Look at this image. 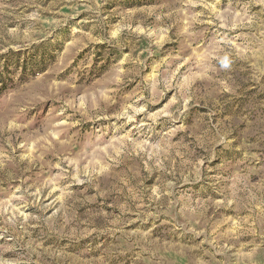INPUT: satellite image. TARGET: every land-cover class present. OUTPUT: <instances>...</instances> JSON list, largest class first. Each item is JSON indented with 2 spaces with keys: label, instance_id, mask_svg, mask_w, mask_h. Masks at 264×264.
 Returning a JSON list of instances; mask_svg holds the SVG:
<instances>
[{
  "label": "rangeland",
  "instance_id": "1",
  "mask_svg": "<svg viewBox=\"0 0 264 264\" xmlns=\"http://www.w3.org/2000/svg\"><path fill=\"white\" fill-rule=\"evenodd\" d=\"M234 87L264 104V0H0V264H89L85 233L147 231L126 209L172 179L161 164L195 177L206 127L230 115L207 94ZM65 125L87 136L66 139ZM188 183L211 227L155 233L173 246L164 264H194L193 245L217 233L260 231L264 173Z\"/></svg>",
  "mask_w": 264,
  "mask_h": 264
},
{
  "label": "clouds",
  "instance_id": "2",
  "mask_svg": "<svg viewBox=\"0 0 264 264\" xmlns=\"http://www.w3.org/2000/svg\"><path fill=\"white\" fill-rule=\"evenodd\" d=\"M221 66L228 67L226 58L221 61ZM219 91H226L229 95L216 97L211 93L207 94L213 106L219 105L217 112L212 114L223 115L228 112L230 115L219 121V126L211 125L214 131H209L206 127L205 138L200 143L204 154L195 166V177L192 176L191 168L181 169L177 176L175 171L165 169L161 164V174L169 172L172 179L158 181L154 192L142 189L143 200L147 201L144 207L126 209L136 212L141 227L147 228V231L136 228L126 232L121 225L111 229H95L93 231L96 235H93V232L85 233L89 239L82 242L84 252L99 253L89 264H164L165 257L162 253L170 251L173 246L161 244L158 239H154L155 233H183L185 236L190 234L191 238L196 239L206 227H211L208 225L209 218L201 219V202H197L196 208H192L184 195L191 190L189 180L194 179L199 183L200 189L206 191L209 187L226 181L233 171L248 169L264 173V104L251 101L247 94L237 92L235 87ZM43 103L41 101L33 105L35 110L31 113L30 123H38L44 118ZM92 107L95 106H90V109ZM204 123L210 125V121ZM61 131L66 139L87 136V132L76 130L71 125H65ZM54 143L59 144V141ZM201 164L208 165L202 177ZM82 174L88 175L86 172ZM208 203L211 205L212 202ZM149 205L151 210H148ZM123 223L131 225L132 220H125ZM259 227V232L255 228H248L236 234L228 233L227 242H223L225 234L217 233L208 241V247H205V241L201 240L193 245L199 250L194 264H258L259 258L264 256V222H261ZM212 231L216 233V228H212ZM77 242H80L79 237Z\"/></svg>",
  "mask_w": 264,
  "mask_h": 264
}]
</instances>
